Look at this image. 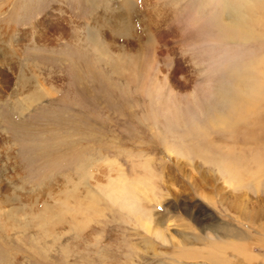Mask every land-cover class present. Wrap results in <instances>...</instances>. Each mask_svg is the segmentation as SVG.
Returning a JSON list of instances; mask_svg holds the SVG:
<instances>
[{"label":"rangeland","instance_id":"obj_1","mask_svg":"<svg viewBox=\"0 0 264 264\" xmlns=\"http://www.w3.org/2000/svg\"><path fill=\"white\" fill-rule=\"evenodd\" d=\"M133 1L118 34L114 0H0V264H264V131L235 120L264 122V38L225 21L264 0Z\"/></svg>","mask_w":264,"mask_h":264},{"label":"bare ground","instance_id":"obj_2","mask_svg":"<svg viewBox=\"0 0 264 264\" xmlns=\"http://www.w3.org/2000/svg\"><path fill=\"white\" fill-rule=\"evenodd\" d=\"M114 1L115 2H113V4L116 5V6H114L113 13L109 16V19H110V22H111V27L113 28L114 32H116L118 34H134L135 28H134V25H133V22H134L133 21V14L135 12H133V11L136 10V4L134 3L133 0H114ZM247 4H251V3L249 2V3H246V5ZM263 5L261 4V6H263ZM248 6H250V5H248ZM261 6H260V8H261ZM254 7L251 9V6L250 7H247V6L242 5L237 10L235 8L234 9L231 8L230 10L228 9L229 11H227L226 14H225V17H226V20H225L226 21V25L230 29H235V30L237 29L239 32L244 33L247 38H250V39H261V38H264V18H263L264 17V8L261 9V13H260V14H262V16H258L257 17V15H256V13H257L256 8L258 10H260V8L258 6H256L255 8ZM153 38H151L149 36L145 41H142L143 48L144 49L149 44L152 43L151 41H152ZM92 39L95 42L94 44H95V47H96L95 49L96 50L101 51L102 53H105V52L108 51V46L107 47L106 46L104 47L101 44L97 43V41L95 40V37H94L93 33H92ZM111 60L112 61H110V60L108 61V65L110 66V68L112 69V71L114 73L120 75V76H124L128 80H133V78H134V74L133 73L134 72H132V71H134V70H138L139 71L140 70V67H141V58L137 54H135V55H128L127 53L117 52V54L115 56H113ZM128 71H130V72H128ZM142 88H143V90H148L150 92H156L158 90V88L151 86V83L150 82H148V84H146V85H142ZM39 97H40L39 92H35L32 95L31 99L32 100H37L36 98H39ZM244 99H245V97H244ZM252 99H253V97H252ZM255 99H256V97H255ZM243 101H246V99L243 100ZM240 102L242 103V101H240ZM257 108H259V107H257ZM168 112H169L170 115L173 113L171 110H168L166 113H168ZM237 113L234 114V116L237 114V117H235V120L237 122H244L246 120L245 122H247V124L244 125L243 128H245V131H247V133L253 135V134H255L258 131L257 129H261V131H264V122H263V119H260V117H255L256 116V112H254L249 106H247V108L245 107L244 109L243 108L242 109H239ZM252 115H254V116H252ZM250 116H252L251 117L252 118L251 121H249ZM224 117H225V115H224ZM224 117L218 118V120H219L218 122L219 123L221 122V123H224L225 124L228 121V119H230L229 117L228 118H226V117L224 118ZM231 119H233V118H231ZM214 121H216V120H214ZM231 123H235V121L234 122H231ZM239 124H241V123H239ZM239 124H237L238 127L241 126ZM233 125H235V124H231V126H233ZM236 130H237V128H236ZM258 134H260V133H258ZM251 139H253V138H251ZM254 140H256V139H254ZM255 158L257 160V163H258L257 164L258 165L257 167L259 168V170L260 169H263V167H264V155H262L260 157L257 156ZM235 163H241V161L236 160V161H232V162H227V163H225V165H223V169L231 172V174L230 173L229 174L230 175H234V177H233L234 179L235 178L236 179H239L240 177H242V170L239 169V166H237ZM41 215H44V214L41 213Z\"/></svg>","mask_w":264,"mask_h":264}]
</instances>
